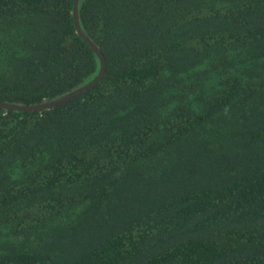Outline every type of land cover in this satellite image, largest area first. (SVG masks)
Listing matches in <instances>:
<instances>
[{
	"label": "trees",
	"instance_id": "trees-1",
	"mask_svg": "<svg viewBox=\"0 0 264 264\" xmlns=\"http://www.w3.org/2000/svg\"><path fill=\"white\" fill-rule=\"evenodd\" d=\"M74 0H0V102L99 62ZM105 72L0 109V264H264V0H79Z\"/></svg>",
	"mask_w": 264,
	"mask_h": 264
},
{
	"label": "water",
	"instance_id": "water-1",
	"mask_svg": "<svg viewBox=\"0 0 264 264\" xmlns=\"http://www.w3.org/2000/svg\"><path fill=\"white\" fill-rule=\"evenodd\" d=\"M78 2L79 0H74L73 5H72V18H73L74 29L77 35L85 41V43L89 46V48L93 51V53L97 57L98 62H99V69H98L97 74L86 84L58 98L48 100L40 104L26 105V106L6 103V102H0V109L12 110V111H17V112H41L45 109L55 107L59 104H62L80 95L81 93L88 90L91 86H93L96 82H98L101 79V77L104 75L105 61H104L101 51L93 44V42H91V40L82 32L80 28V25L78 22V11H77Z\"/></svg>",
	"mask_w": 264,
	"mask_h": 264
}]
</instances>
